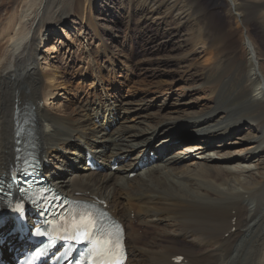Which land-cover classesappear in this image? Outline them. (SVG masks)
<instances>
[{
    "label": "bare ground",
    "instance_id": "obj_1",
    "mask_svg": "<svg viewBox=\"0 0 264 264\" xmlns=\"http://www.w3.org/2000/svg\"><path fill=\"white\" fill-rule=\"evenodd\" d=\"M106 1L87 0V12L81 17V0H12L13 13L0 26V181L7 180L9 169L22 158L20 148L32 139L42 163L56 164V170L46 165L42 170L52 186L70 197L106 202L124 223L129 264H264V38L253 41L247 27L257 24L259 16L264 22V0H224L229 25L241 30L240 43L202 0L185 4L180 0ZM119 9L127 17L126 24L137 22L148 31L149 46L138 62L124 56L129 85L137 68L165 74L169 67L177 68L174 59L188 58L186 73L197 75L198 68L208 71L205 78L212 80L215 97L211 100L216 107L198 113L175 111L170 99L157 95L131 102L118 84L99 80L95 87L102 98L86 102L79 110L65 105V115L49 108L68 92H64L65 81L56 87L62 78L59 69L43 72L40 68L36 45L46 35L42 31L53 25L54 33H64L70 12L71 17L83 18V23L85 14L99 11L93 22L105 21L96 23L104 39L111 24L122 22ZM112 38L117 35L112 33ZM190 40L191 49L181 54ZM239 44L249 52V70L236 79L242 71ZM196 60H202L205 68L197 66ZM163 77L153 76L149 85L169 87ZM231 77L238 89L236 103L222 106L221 96L228 92ZM133 115L134 123L129 119ZM22 132L27 136L20 137ZM197 132L200 141L186 139ZM162 136L166 137L161 146L152 150L160 162L139 169L149 164V156L140 160L149 144ZM182 143L186 144L179 154L171 155ZM139 145H143L141 152L134 156ZM86 151L108 170L113 161L131 158L115 172H91L80 165ZM195 155L202 161H194L199 158ZM71 161L76 162L75 173L67 171L69 179L59 176L60 167L67 165V169ZM133 170L139 172L134 180L129 178ZM12 240L13 235L7 238ZM178 257H183L181 263L176 262Z\"/></svg>",
    "mask_w": 264,
    "mask_h": 264
},
{
    "label": "rangeland",
    "instance_id": "obj_2",
    "mask_svg": "<svg viewBox=\"0 0 264 264\" xmlns=\"http://www.w3.org/2000/svg\"><path fill=\"white\" fill-rule=\"evenodd\" d=\"M168 1H172V0H168ZM184 1L186 0H180L181 4H185L183 3ZM240 1L242 2L243 0ZM244 1L248 3L252 2V0H244ZM106 2L108 3V1ZM202 2L208 9L210 10L213 9L214 11L213 15H215V18L221 24L225 23L224 26L226 27L227 30H233V32H235V41L237 43H240L241 40L239 39H240L241 30L235 31L236 30L235 24L231 26L229 25L227 21L226 8H224L225 7L224 0H202ZM82 4H83V11L81 13V17L84 16L83 14L85 12V7L87 6V0H81V5ZM69 6L72 7L73 4H69ZM243 9L247 10L248 7ZM12 10H13L12 0H0V26L13 13ZM100 10L101 9H99V11ZM118 11L120 14V18L122 19V22L111 24L110 26L111 28L109 29L110 35L107 34L104 37V39L103 36L101 35V33L103 34V30L99 26L97 29L96 23L98 22L102 25L105 23V21L102 20L103 18L98 19L97 22L94 24L93 18L96 17V14L98 13L96 11L94 12L92 11L91 13L88 12L90 15L85 14V16H87V20L86 18H84V20L87 23L86 22L82 23L83 18L77 19L76 17H71L73 14L70 12L68 14L69 22L67 23V26H65V28L63 29L64 33H59V34L54 33L53 25L48 26L43 31L41 30L42 33L46 35L45 37L40 36L39 42L36 45V49L39 54L40 68L41 70H43V72L54 71V70L58 71L59 69L60 76L62 78L58 79L57 81L58 84L56 83V87L60 86V84L63 83L64 81L67 83L65 85L66 91L64 92L66 93L68 92V93L63 95V99H57L55 101L57 105L52 104L51 106H49L50 109L57 110L62 115L66 114V111L63 110V106L65 105L66 107H68L69 105L70 108L76 107L79 110V108L86 102H90L102 98L101 97L102 94L100 90L95 87L96 85L99 86V84L102 82L106 83L107 85L112 84L113 82L115 86H117L118 84V86L122 87V93L125 97H127V101H131V102H136V101L142 102V100L144 101L146 97H152L154 95H157L160 96L161 98L170 99L169 102L174 104L175 111H180L185 113H190V112L198 113L201 112L202 110L208 112L211 108L216 107L215 106L216 104H214L213 100H211L214 99L213 97H215V94H213L211 92L212 90H210V85H211L210 83H212V80L210 79L208 80V78L207 79L205 78L208 75V71L207 70L202 71L201 68H198L195 70V72L198 71L197 75H194L193 74L194 71H191L190 74L192 73L193 77L192 75L190 76V74L186 73V71H188V68L190 66L189 65L190 60H187L188 58H186V60H183V62L174 59L173 62L174 64H177V68L174 69L169 67L167 71L164 72L165 74L158 72L157 70H154V68L148 69V71H144V70L141 71L140 69L137 68L135 70L136 77L134 78L133 84L129 85L128 83L129 81H127L129 79L128 73H125L127 71H124L125 69L123 68L122 65L124 56L129 55L131 56L133 63L138 62L141 53L144 50H146L145 47L149 46V44L147 45L146 42L148 37V31L147 30L144 31L141 26H138L137 22H134L132 26L131 24L130 25L126 24L127 22L126 15L122 13L121 9H119ZM217 14L219 15L216 16ZM104 20L106 19L104 18ZM258 21L259 22H257V24L251 22L250 25H247L250 33L252 34L251 37L252 40L253 41L256 40L255 42L257 43H259V40L261 38H264V32L262 33L261 31L264 28V22L262 21V18L260 16ZM30 26H32V23H30ZM41 31H39L38 33L40 34ZM45 31H47V33ZM143 32H145L146 35ZM112 33L117 35L116 39L112 38ZM186 34L190 35L191 33L186 32ZM43 39H46V41L44 42ZM193 41L190 40L188 43L186 42V44H184L186 45V47L181 48L180 53L183 54L184 52H187L188 49H191V45H189V43L192 44ZM104 45H107V48ZM179 45L180 43L177 42L176 46ZM239 45H240L239 59L241 60L242 63V71H239V74L235 77L236 79H239L241 74L244 75L249 70L248 68L249 52L247 51L246 47L242 46L241 44ZM262 59H263L262 61L264 62V56L262 57ZM197 60L195 61V63L199 62L197 66L205 68L204 62L202 63L201 62L202 60L201 61H197ZM183 66H186L187 68H184ZM179 70L181 71L186 70L184 72L185 74L181 73V71ZM140 74H144V75L139 77ZM153 76L157 80H159V76H164L163 78L165 80H168L170 83L169 87H164V88L162 87L163 89L161 88V86L152 88L151 85H149V80H152ZM202 77H204V79H202L201 81ZM93 79H96V82L92 85ZM99 80L100 83H98ZM225 81L230 82V78L225 79ZM229 86H227L228 92H226L225 95L221 96V99L223 100L222 106L229 105L230 102L236 103L235 93L236 90L238 89L235 86L233 77H231V85ZM198 87L199 88L201 87V89H198ZM184 88L186 89L184 90ZM187 88L188 90H194V91L189 92ZM57 92H59V94L62 93V91H60V89L58 88H57ZM177 99L179 101L182 100L180 102L187 103V105L186 106L182 105V103L178 102ZM192 104L195 105L192 106ZM238 106L239 105H236V107ZM130 118L132 123L136 121L134 115L130 116L129 119ZM199 134L200 133L198 132L193 133V135H196V137L189 134L186 136V139L187 140L189 139L190 142L192 143H196L200 141L199 139H201V136ZM191 136L194 138H192ZM165 137L166 136H162L158 140L154 139L149 144V147L146 150L152 151L154 147L161 146V142L165 139ZM234 140H236V138H234L232 141ZM74 142L75 141H73L72 143ZM185 144L186 143H182L181 145L175 146L174 149L171 150L170 154L178 155L181 149L184 148ZM142 146L143 145L137 146V149L133 154L134 156L140 154ZM236 148L239 147H234L232 149L234 150ZM212 155L214 154L212 153ZM145 156L146 154H144L142 157ZM196 156L199 158L195 159L194 161L201 162L202 158H200V155H195L192 157L196 158ZM70 158L72 159V157ZM130 158L131 156H129V161ZM84 161L85 160L82 159L80 165L83 166ZM68 163L69 166L67 167V169L65 168V166L67 165H65L64 167H60L59 169L60 171H58L59 176L65 175L66 179L70 178L69 174L75 173V171L73 172V167H74V163L76 164V162L73 161V164L72 161L71 163L70 162ZM52 164L51 167L56 170L57 168L56 164H54L53 166ZM105 167H103V170L105 169ZM67 171L69 172V174L66 173ZM136 176L130 179L134 180V178H137ZM141 233L142 231L140 232V234Z\"/></svg>",
    "mask_w": 264,
    "mask_h": 264
},
{
    "label": "snow or ice",
    "instance_id": "obj_3",
    "mask_svg": "<svg viewBox=\"0 0 264 264\" xmlns=\"http://www.w3.org/2000/svg\"><path fill=\"white\" fill-rule=\"evenodd\" d=\"M23 174L27 176L28 169H24ZM78 207L80 208L78 213L72 210L61 214L63 224L60 227L62 233L60 238L77 246H83L86 250L87 264H122L124 248L118 226L113 230V227L106 222L108 218L105 213L95 210L94 205ZM45 211L46 209L41 208L42 213ZM37 234L41 235L39 230ZM84 254L81 253V259L77 264H84Z\"/></svg>",
    "mask_w": 264,
    "mask_h": 264
}]
</instances>
